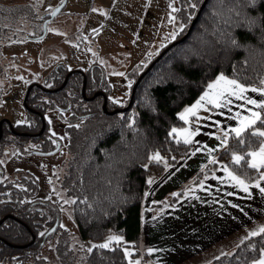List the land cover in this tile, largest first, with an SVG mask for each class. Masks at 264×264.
I'll use <instances>...</instances> for the list:
<instances>
[{"label": "trees", "instance_id": "trees-1", "mask_svg": "<svg viewBox=\"0 0 264 264\" xmlns=\"http://www.w3.org/2000/svg\"><path fill=\"white\" fill-rule=\"evenodd\" d=\"M203 2L178 0L176 38L138 71L125 106L109 100L111 90L99 68L85 73L84 95L83 75L73 73L63 87L71 71L57 65L46 75L43 88L32 89L27 103L35 112L28 111V123L14 126L19 134L4 123L1 156L10 145H16L23 154L46 153L57 147L58 142L50 134L44 114L49 110L68 114L70 158L60 180L74 198L72 216L84 240L100 242L110 233L122 234L133 248V256L138 257L142 251L141 217L148 180L165 171L164 165L153 161L154 155L160 153L169 164L175 165L192 150V146L175 139L173 134L174 129L183 125L180 117L183 109L193 105L219 76L248 87L264 85V0H208L186 39L169 49L141 80L130 108L118 114L104 110V97L95 95L102 92L107 96L109 112L126 108L139 77L167 47L188 33ZM46 15L30 2H0V73L3 45L41 36ZM104 111L115 117L113 126L84 139L79 148L82 129L104 115ZM261 121L264 113L239 137L221 136L225 148L194 175L193 181L212 174L223 164L239 179L255 184L262 172L249 166L248 154L263 143L264 137L252 135L264 131ZM44 124L45 130L40 134ZM235 155L244 159L236 163ZM37 193L36 180L9 181L0 163V221L8 217L0 224V264H23L28 259H33V264H47L41 258V249L58 234V247H67L62 238L66 232L59 225L50 233L59 221V212L37 201ZM263 252L264 232H260L210 264H255ZM145 256L153 264L146 253ZM86 261L131 264L121 245L97 246L88 253Z\"/></svg>", "mask_w": 264, "mask_h": 264}, {"label": "rangeland", "instance_id": "rangeland-1", "mask_svg": "<svg viewBox=\"0 0 264 264\" xmlns=\"http://www.w3.org/2000/svg\"><path fill=\"white\" fill-rule=\"evenodd\" d=\"M64 1L26 0L47 14ZM173 8L176 11H172ZM178 12V0H68L63 11L48 24L43 39L3 45L0 123L3 120H8L13 126L28 123L29 115L24 106L28 89L33 84L42 85L46 75L57 65L84 73L99 68L111 90L109 100L115 105L125 106L138 71L176 38ZM67 116L58 110L44 114L47 128L60 146L58 152L51 155L23 154L16 145H10L8 152L0 155L6 179L22 181L33 178L38 183L36 200L59 212V226L66 232L62 238L67 247L59 248L60 236L55 235L41 249V258L46 259L47 264H87L88 253L107 244V247L123 246L131 264H149L143 249L138 257L133 256L135 252L122 234L110 233L100 242L81 237L71 213L74 198L68 195L60 180L70 158ZM114 122L115 117L104 111V115H99L82 129L78 147L88 137L112 127ZM154 157V162L164 166L168 162L160 153ZM33 263V259H28L23 264Z\"/></svg>", "mask_w": 264, "mask_h": 264}, {"label": "crops", "instance_id": "crops-1", "mask_svg": "<svg viewBox=\"0 0 264 264\" xmlns=\"http://www.w3.org/2000/svg\"><path fill=\"white\" fill-rule=\"evenodd\" d=\"M220 77L201 97L207 93L214 99L219 91L227 89L218 101L221 106L216 107L207 103V98L200 97L183 109L180 114L183 125L173 130L175 139L192 146V150L175 165L167 162L162 175L148 180L142 207L141 245L153 264H210L264 228V193L260 191L264 188V179L255 184L244 182L248 187L246 193L232 178L237 176L221 164L212 174L193 181L195 173L225 148L226 142L221 143L224 141L221 136L236 134L232 131L234 128H243V133L259 120L253 117L254 112L260 113V118L264 113V108L246 102L247 99L264 102L261 95L264 85L248 87L236 81L244 89L241 91L223 81L217 85ZM232 91L234 95L228 94ZM260 147L253 152L257 154L255 157L250 156V163L260 166L262 176ZM178 194H181L178 199L172 201ZM260 261H264V252L255 264Z\"/></svg>", "mask_w": 264, "mask_h": 264}, {"label": "water", "instance_id": "water-1", "mask_svg": "<svg viewBox=\"0 0 264 264\" xmlns=\"http://www.w3.org/2000/svg\"><path fill=\"white\" fill-rule=\"evenodd\" d=\"M67 1H68V0H65L62 4H60L58 7H56L51 13H48V14L46 15V16H48V17L46 18V20L44 21V24H43V34H42L41 36H39L38 38H36L35 40L43 39V38L46 36L48 24H49L51 21H53V20H54V19H55V18H56V17H57L62 11H63V9L65 8V6H66V4H67ZM207 2H208V0H204V2H203V4H202V6H201V8H200V10H199V12H198L196 18L194 19V21H193L192 24H191V27H190L188 33H187V34H186L181 40L176 41V42L172 43L169 47H167V49H165V50H164V51H163V52H162V53H161V54L155 59V61H154L149 67H148V69L142 73V75L139 77V79L137 80V82L135 83V85H134V87H133V89H132V93H131V97H130V102H129V104H128V106H127L126 108H124V109H117V110H115V111L109 112V111H107V102H108V98H107V96H106L104 93H102V92H99V93H97V94L95 95L96 97H97V96H100V95H102V96L104 97V110H105L106 112H108L109 114H118V113H120V112H122V111H125V110H127L128 108H130V106H131L132 103H133V98H134L135 92H136L137 87H138L139 83L141 82V80H142V79L144 78V76L148 73V71L151 70V68H152V67H153V66H154V65H155V64H156V63H157V62H158V61H159L164 55H165V53H166L169 49H171L173 46H175V45L178 44L179 42H182L184 39H186V37L188 36V34L190 33V31L192 30V28H193L194 25L196 24V22H197L199 16L201 15V13H202L204 7L206 6ZM75 72L82 73V72H79V71H71V72L67 75V77H66V79H65V82H64V84H63V87L66 86L69 77H70L73 73H75ZM83 74H84V73H83ZM86 83H87V82H86V77H85L84 87H83V94H84V95H85ZM34 87H40V88H43L42 85H39V84H33V85H31V86L29 87L28 92H27V95H26V97H25L24 106H25V108H26L27 111H31V112H35V111H34L33 109H31V108L28 106L27 99H28V97H29V95H30V93H31V91H32V89H33ZM4 123H8V124L10 125V128L12 129L13 133H15V134H19V133L14 129V126H13L8 120H3V121L0 123V139H1L2 136H3V132H4V131H3V125H4ZM44 130H45V124L43 125V129H42V131L40 132V134H42V133L44 132ZM59 149H60V147L58 146L55 150L50 151V152H46V153H42V152H33V153L51 155V154H54V153L58 152ZM7 218H8V217H5L2 221H0V224H2ZM58 225H59V221L57 222V224L55 225V227L52 228V230L50 231V233L55 232L56 229H57V227H58ZM18 264H21V263L19 262Z\"/></svg>", "mask_w": 264, "mask_h": 264}, {"label": "snow or ice", "instance_id": "snow-or-ice-1", "mask_svg": "<svg viewBox=\"0 0 264 264\" xmlns=\"http://www.w3.org/2000/svg\"><path fill=\"white\" fill-rule=\"evenodd\" d=\"M191 7L195 8V7H196L195 3H192V4H191ZM172 11H176V9L173 8ZM181 30H182V29H181ZM222 81H223L226 85H234L235 88H238V89H240L241 91H244V89L241 88L240 85L236 84V81H235V80H226L223 76H221V77L219 78V80L216 82L217 85H219ZM253 91H255V89H253ZM226 92H228L227 89L222 90V91H219V92L216 94V97H215L214 99L211 98V97H208V94L206 93V94H205V97H201V99L204 100L205 98H207V103H209V104H214L216 107H220L221 104H220L218 101H219L222 97L225 96V93H226ZM228 94H233V95H234L235 92L232 91V92H229ZM261 95H264V91L261 92ZM240 98H241V97L237 96V99H240ZM228 102L230 103V101H228ZM246 102L249 103V104H253V105H255L256 107L264 108V102H257V101L252 100V99H247ZM189 111L191 112V111H193V110H192V109H189ZM252 115H253V117H255V119H260V113H255V112H254ZM182 118H183V117H182ZM245 119H248V118L246 117ZM249 123H253V121H249ZM261 123H262V125H264V121H261ZM242 130H243V128H234V129H232V131L236 133L237 137H239V136L241 135ZM53 135H54V133H53ZM226 135H227V134H226ZM252 135H258V136H260V137H264V131L253 132ZM186 142H188V141H186ZM221 143H225V141H222ZM241 143H243V141H241ZM260 154H261V157H262V159H261V164H264V144H262V146L260 147ZM248 155H249V156H252V157H255L257 154H256V153H249ZM155 158H156V157H154V159H155ZM234 159H235V162H236V163H239L241 160L244 159V157H243V156H240V155H235V156H234ZM249 166L252 167V168H255V169H257V170H259V167H260V166L257 165L256 163H249ZM229 175H231V173H229ZM232 178H233L234 180H236L237 183H238L239 185L242 186V189H243L244 192H246V193L248 192V187H247L246 185H244V181H243V180H240V179L237 178V177H232ZM261 178L264 179V175H262ZM256 187L259 188V187H260L259 184H257ZM260 191H261L262 193H264V188H260ZM260 231L264 232V228L260 229ZM253 235H256V233H253ZM114 239H117V240H118L119 238H118V237H115ZM100 247L106 248V247H107V244H105V245H101ZM260 264H264V261H260Z\"/></svg>", "mask_w": 264, "mask_h": 264}, {"label": "flooded vegetation", "instance_id": "flooded-vegetation-1", "mask_svg": "<svg viewBox=\"0 0 264 264\" xmlns=\"http://www.w3.org/2000/svg\"><path fill=\"white\" fill-rule=\"evenodd\" d=\"M84 72H82L81 74L83 75V77H84V81H85V77H86V74L84 73ZM68 82V81H67ZM86 82H87V78H86ZM59 145H57V147H58ZM57 147H55L53 150H55ZM60 147V146H59ZM53 150H51V151H53ZM60 150V149H59ZM50 152V151H49Z\"/></svg>", "mask_w": 264, "mask_h": 264}, {"label": "bare ground", "instance_id": "bare-ground-1", "mask_svg": "<svg viewBox=\"0 0 264 264\" xmlns=\"http://www.w3.org/2000/svg\"><path fill=\"white\" fill-rule=\"evenodd\" d=\"M72 213V212H71Z\"/></svg>", "mask_w": 264, "mask_h": 264}]
</instances>
